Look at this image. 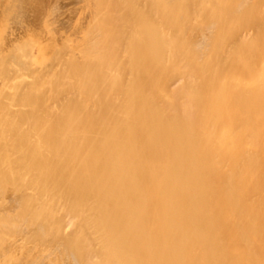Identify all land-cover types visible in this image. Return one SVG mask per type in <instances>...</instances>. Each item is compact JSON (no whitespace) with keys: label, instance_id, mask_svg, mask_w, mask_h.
Returning a JSON list of instances; mask_svg holds the SVG:
<instances>
[{"label":"bare ground","instance_id":"bare-ground-1","mask_svg":"<svg viewBox=\"0 0 264 264\" xmlns=\"http://www.w3.org/2000/svg\"><path fill=\"white\" fill-rule=\"evenodd\" d=\"M57 1L0 35V264H264V0H81L62 43Z\"/></svg>","mask_w":264,"mask_h":264},{"label":"rangeland","instance_id":"rangeland-1","mask_svg":"<svg viewBox=\"0 0 264 264\" xmlns=\"http://www.w3.org/2000/svg\"><path fill=\"white\" fill-rule=\"evenodd\" d=\"M30 1L32 4H36V6L39 7V11H41L40 7L42 6V10L43 8L45 9L50 1L54 4L55 2L58 3L57 0H40L41 2H43H40L42 5L40 6V4L38 5L39 0ZM44 1L48 3H44ZM65 2L68 4L67 16L56 18L54 9L50 7L49 15L47 17L48 24L51 25V28L48 31V35H52L59 40H62L67 35H83L85 33V20L82 13V1L65 0ZM52 3L49 4V6H52ZM5 12L8 13L10 17V20L6 25L4 32L0 34L3 35L4 38H6V42L8 44V47L5 51H13L19 47L25 46H30L35 50L38 42L42 41L39 38L41 36H37L41 34L38 33L36 29H38L37 27L41 25L44 15L40 18L41 13L39 12L40 14H38L37 12V17H35L34 22L32 20L30 7L27 5V0H0V18ZM15 40H17V42H14ZM62 42L63 40L60 43ZM49 50L51 51V49ZM49 57H51V54H49Z\"/></svg>","mask_w":264,"mask_h":264}]
</instances>
